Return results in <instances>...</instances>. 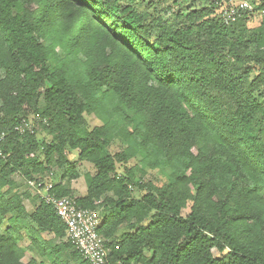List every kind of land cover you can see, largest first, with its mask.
<instances>
[{
    "label": "trees",
    "instance_id": "1",
    "mask_svg": "<svg viewBox=\"0 0 264 264\" xmlns=\"http://www.w3.org/2000/svg\"><path fill=\"white\" fill-rule=\"evenodd\" d=\"M45 195L106 264H264V0H0V264H90Z\"/></svg>",
    "mask_w": 264,
    "mask_h": 264
},
{
    "label": "built area",
    "instance_id": "2",
    "mask_svg": "<svg viewBox=\"0 0 264 264\" xmlns=\"http://www.w3.org/2000/svg\"><path fill=\"white\" fill-rule=\"evenodd\" d=\"M245 10L253 12L254 9L246 1L236 3L233 7L223 12V20L226 23L234 21L241 11ZM16 130L20 134L26 132L34 133L35 127L33 123L24 120ZM25 184L35 190H38L42 186L31 181ZM52 187V185H49L47 190H50ZM46 200L47 202L54 203L58 215L67 226L68 239L79 253L90 264H106L108 251L105 248L104 240L98 234V228L101 225L99 213L77 207L75 201L68 197L56 198L54 196H46Z\"/></svg>",
    "mask_w": 264,
    "mask_h": 264
},
{
    "label": "rangeland",
    "instance_id": "3",
    "mask_svg": "<svg viewBox=\"0 0 264 264\" xmlns=\"http://www.w3.org/2000/svg\"><path fill=\"white\" fill-rule=\"evenodd\" d=\"M90 121H91L92 127L101 125V122L95 119L94 117H91ZM41 136L44 137L43 133L41 134ZM120 150L121 148L119 147V145L113 146V149H112L113 152H119ZM76 157H77L76 153L71 157L74 163L77 162ZM54 172H56V170ZM78 172H79L80 178L76 180L75 182H73L71 185L74 191L75 197L80 196L87 191L86 176L88 175L93 176L95 174V169L92 165L83 163V164L78 165ZM26 186L27 185L25 184L23 190L27 188ZM34 204L35 203L33 200H29L26 202L28 211L32 212L34 210ZM185 213L188 214V210ZM45 237L48 238V235H45ZM215 254H217V252H215Z\"/></svg>",
    "mask_w": 264,
    "mask_h": 264
}]
</instances>
